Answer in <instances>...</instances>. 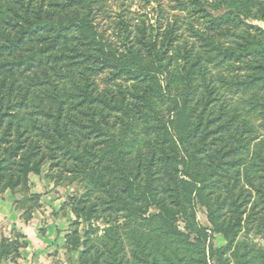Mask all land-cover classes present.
Instances as JSON below:
<instances>
[{
    "label": "trees",
    "instance_id": "trees-1",
    "mask_svg": "<svg viewBox=\"0 0 264 264\" xmlns=\"http://www.w3.org/2000/svg\"><path fill=\"white\" fill-rule=\"evenodd\" d=\"M100 2L103 0H0V69L11 62L24 65V70L40 71L42 87L50 90L36 97L35 108H40L41 104V113L52 120L53 129L57 132L67 106L72 105L73 97L76 98V94L71 92L73 90L80 91L79 106L99 103L111 109H121L120 102L114 101L116 97L110 101L105 96H94L87 91L86 83L92 70L110 69L113 76L129 77L134 73V91L140 90V83L150 80L160 86L159 77L169 64L181 70L184 89L180 97L172 98L174 118L170 128L164 126L163 131L167 149L149 144L145 154L138 155L137 161L131 163L134 169H127L128 166L119 157L115 158L120 172L118 180L123 185L120 197L113 186L101 183L112 198V204H116L112 207H127L130 204L127 197L135 199L142 196L147 201L146 208L153 206L159 210L158 214L150 215L148 209L143 211L139 208L136 211L138 222H127L104 231L105 240L110 242H105L101 250L91 247L92 239L85 236L79 264H207L208 259L215 264H229L230 261L251 264L255 258V264H264V249L259 250L254 244L239 243L230 238L222 222H211L213 228L209 232L194 222L192 214L195 200L207 209L213 207V211L208 209L209 218L216 215V208L231 206L233 231L250 219V212L253 215L257 213L254 210L259 204L264 205V134H257L254 125L249 124V116H254L260 119L259 126L264 131V28L245 23V20L264 23V0H176L177 7H191L193 16L201 14L202 18L215 22L231 21V47L215 46L220 55L215 66L225 63L224 70L229 74H221L214 82L205 80L209 71L203 68L201 57L194 52L195 44L186 41L176 44L179 36L175 35L173 28L163 32L160 44L157 39L147 40L145 32H141L142 38L137 40L141 47L135 48L129 40L132 32L124 26L121 43L125 51L110 47L96 33L89 19ZM221 9L225 13L222 17H215L214 13ZM69 13L71 19L67 23L61 22L59 18ZM240 27L244 29L238 34L236 31ZM74 29L85 41L83 52L72 44L77 38ZM207 29L212 31L214 27L208 26ZM190 30L197 40L206 41L209 38L193 26ZM141 50L150 64L135 68L132 60H142L144 54ZM81 54V60L74 62L80 67L79 79L74 80L63 69L71 65L69 60ZM130 54L132 57L128 58ZM212 60V57L207 58V63H212ZM95 63L99 66L91 69L89 65ZM54 77L66 79L69 83L58 85ZM117 89L123 99L127 93L132 98L136 96L131 89L120 86ZM222 89L227 91L228 96L223 94ZM45 109L47 112H44ZM4 111L0 110V132L5 137L13 135V123H18L19 128L24 124L22 130L18 129V139H25L29 133L38 131L47 135L48 142L60 149L65 157L75 155L80 141L72 139L65 129L58 138L54 132L50 134L47 130L35 128V112L21 115L5 114ZM28 124L32 125L31 128L27 127ZM18 139L7 144H15L7 148L12 157L24 149L23 142ZM41 141L38 137L37 149H40ZM74 142L77 143L73 147ZM3 169L0 163V191L13 189L30 173H38L37 163L31 162L29 156L22 160L15 176L11 174L5 178ZM134 170L137 175L145 174L141 192L137 189V175L132 174ZM157 182L160 184L155 188L156 185L152 184ZM179 184L180 187L177 186ZM160 193L162 198L158 197ZM119 199L122 201L120 206L117 204ZM251 200L254 201L248 216L245 209ZM211 201H215L217 207L212 206ZM262 210L264 212V207ZM178 215L185 219L183 232L177 226ZM153 218H157L158 222H149ZM88 231L93 232V228H88L85 234ZM213 233H220L227 245L215 248L210 242ZM68 239L70 244L78 243L76 230ZM91 252H94L93 256L89 254ZM6 253L5 247L0 246V254ZM228 253L229 258L226 257Z\"/></svg>",
    "mask_w": 264,
    "mask_h": 264
},
{
    "label": "rangeland",
    "instance_id": "rangeland-1",
    "mask_svg": "<svg viewBox=\"0 0 264 264\" xmlns=\"http://www.w3.org/2000/svg\"><path fill=\"white\" fill-rule=\"evenodd\" d=\"M207 1L211 2V0ZM255 12L256 9L253 10V13ZM223 13H225L224 9H221L216 11L214 16L222 17ZM71 17L72 15L69 13L59 19L61 22L67 23ZM89 19L91 24L95 26L96 33L101 35L104 42L120 51H125L121 43L125 34L124 26H126L127 30H131L132 35L129 40H132L131 42H133L135 48L141 47V44L137 41L142 38L141 32H145L147 40L157 39L160 44L163 32L168 28H173L175 35L179 36L177 41H175L176 44L181 45L184 41L188 42V44H195L194 52L201 57L203 68L209 71V74L205 77L206 81L211 80L214 82L221 74H229L228 71L224 70L225 63L215 66L220 60V55L215 46L222 48L231 47L233 40L231 27L229 28L231 21L230 23L222 20L215 22L206 17L202 18L201 14L193 16L191 7H177L176 0H150L149 3L142 0H103L95 7ZM245 23L264 28V23L258 20H245ZM190 26L201 30L204 32V36L209 38L206 41L197 40L192 36ZM208 26H213L214 29L209 31L207 29ZM243 29L244 27H240L236 33L241 34ZM73 32L79 39L76 38L72 44L78 47V51H82L85 45L83 36L75 29ZM141 51L144 54V51ZM131 57L132 55L130 54L128 58ZM210 57L213 58V62L207 63V58L209 59ZM81 58L82 54L76 55L71 60L73 63H69L71 62L69 60L68 64L71 65L63 69L74 80L79 79L78 73L80 72V67L74 62L81 60ZM137 60H132L135 68L150 64V60L146 58L145 54L141 61L140 59ZM21 66L17 65V63L9 62L4 68L0 69V102H2L0 110H5V114L15 113L21 115H29V113L35 112L33 122L38 126L34 125L35 128L47 130L50 134L54 132L53 134L58 138H60L63 129H65L70 133L72 139L80 142L74 151L75 155L72 153V156H74L68 158L62 155L63 153L60 149L55 148L53 144L48 142L47 135L38 131L29 133L25 139H18V132L20 129L22 130L24 124L19 128L18 123H13V135L5 137L1 133L2 131L0 132V163L4 168L5 178L11 174L14 176L18 174V169L25 157L29 156L31 162L37 163L38 173H30L32 174L31 180L36 188L43 193L42 195L47 202L61 201L62 214H67L65 222H71L68 237L76 230L79 238L78 243H74V245L69 242L70 250L78 251L79 264L86 239L85 236H89L92 239L91 247L101 250L104 243L109 241L105 240L104 231L110 227L116 228V226L125 225L127 222H138L136 211L139 208L143 211L148 209L147 212L150 215L158 214L159 210L153 206L146 208L147 201L142 196H138L135 199L127 197V200H130V204L127 207H120V209L112 207L116 206V204H112V198L105 192V187L101 183L104 182L113 186L117 196L120 197L123 185L122 181L118 180L120 172L116 168L115 158L119 157L122 163L126 164V167L128 166L127 169H134L131 167V163L133 162L134 164L137 161L138 155L145 154L149 144H158L163 150L164 148L167 149L166 141L164 142L163 140V131L164 126L170 128V122L174 118L173 112H171L173 108L172 98L175 96L180 97L184 89V84L181 80V70L174 64H169L163 75L159 77L160 86L155 85L150 80V82L140 83V90L136 91L132 89V86L136 83V80H133L134 73H131L129 77L127 75L113 76V72L110 69L92 70L86 83L87 91L94 96H105L110 101L113 97H116L114 101L120 102L121 109H111L99 103L79 106L81 100L80 91L73 90L71 92L76 94V98L74 99L73 97L72 105L67 106L63 122L59 124V131L57 132L53 129L52 120L46 118L45 113H41V104L40 108H35L36 97L41 96L42 92H48L50 88L45 89V87H42L43 77L40 76L39 70H24L22 69L24 65ZM98 66V63L89 65L91 69H96ZM140 78L141 76L139 75L138 79L140 80ZM53 80L58 85L69 83L66 79L57 77H54ZM118 86L122 89H131L136 96L132 98L127 93L124 101L123 96L118 93ZM192 86H195V84ZM222 91L225 96H228L225 89H222ZM193 95L194 93L192 92L191 96ZM62 98H65V95H62ZM44 112H47V109ZM249 117V124L254 125L257 134H264V131L259 126L260 119L254 116ZM10 120L11 118L8 119V121ZM71 120L76 123H72ZM31 126V124H28L27 127L31 128ZM38 137L42 139L40 149L36 148ZM16 138L23 142L24 149L21 150V155L17 153L15 157H12V153L8 154L7 148L15 145L14 141ZM9 142L14 143L7 145ZM76 143L74 142L73 147L76 146ZM169 172L174 173L173 171ZM132 174L134 176L138 173L134 170ZM141 174L136 176L137 189L140 192L142 191V185L145 184V174ZM27 177L19 185L21 192L26 191L27 193L29 192L28 189L31 188L30 180ZM165 180H167V177ZM157 184L160 183L157 182L152 185H156L155 188H157L159 186ZM177 186L180 187V184ZM214 193L222 194L220 191H215ZM154 195L156 198H162L161 193L158 197L156 194ZM120 199L117 201L118 206L122 203ZM253 201L251 200L245 209L247 215ZM211 202H213L212 206L216 203L215 201ZM192 206L194 222L198 226L210 232L213 228L211 222L214 220L222 222L230 238L233 237L239 243L254 244L255 248L259 250L264 249V218L262 217L264 215L262 210L264 205L259 204L254 210L257 213L253 215L250 212V219L233 231H231V217L233 216L231 215V206H224L222 209L216 208V215L211 216V218H209L208 209L213 211V207L207 209L206 206L200 205L196 200L192 203ZM215 206L217 207V205ZM247 215L246 218L249 216ZM60 218L64 222L65 216L63 217L62 215ZM184 220L178 215L176 222L181 232L184 231ZM149 222H158V220L153 218ZM90 227L93 228V232L88 231L85 234ZM210 242L215 248L227 245V241L223 239L220 233H213ZM127 250L128 248L125 249L128 256ZM89 254L93 256L94 252ZM229 255L230 253L226 257L229 258ZM253 262L251 264L257 262L256 258ZM207 264L215 263L213 260L208 259ZM229 264H234V262L230 261Z\"/></svg>",
    "mask_w": 264,
    "mask_h": 264
},
{
    "label": "crops",
    "instance_id": "crops-1",
    "mask_svg": "<svg viewBox=\"0 0 264 264\" xmlns=\"http://www.w3.org/2000/svg\"><path fill=\"white\" fill-rule=\"evenodd\" d=\"M31 176L27 193L20 186L0 191V246L7 251L0 254V264H78V251L69 245L71 222H65L61 201L47 202Z\"/></svg>",
    "mask_w": 264,
    "mask_h": 264
}]
</instances>
